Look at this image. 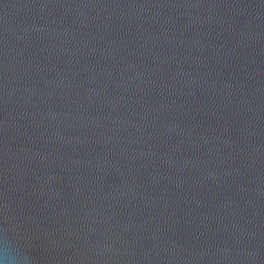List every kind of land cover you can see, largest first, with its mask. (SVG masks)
Instances as JSON below:
<instances>
[{"label": "water", "instance_id": "1", "mask_svg": "<svg viewBox=\"0 0 264 264\" xmlns=\"http://www.w3.org/2000/svg\"><path fill=\"white\" fill-rule=\"evenodd\" d=\"M0 264H264V0H0Z\"/></svg>", "mask_w": 264, "mask_h": 264}]
</instances>
